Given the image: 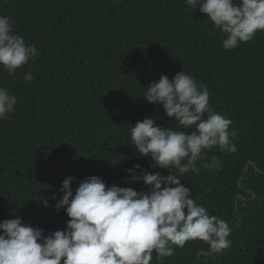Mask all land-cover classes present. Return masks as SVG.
Listing matches in <instances>:
<instances>
[{
	"label": "trees",
	"instance_id": "obj_1",
	"mask_svg": "<svg viewBox=\"0 0 264 264\" xmlns=\"http://www.w3.org/2000/svg\"><path fill=\"white\" fill-rule=\"evenodd\" d=\"M0 15L39 52L12 75L0 66V86L17 97L0 119V221L19 216L48 235L69 219L52 199L67 176L75 177V192L92 175L146 191L129 180L126 170L136 164L168 175L149 168L127 129L146 117L178 127L141 95L161 74L171 79L184 70L207 86L210 106L237 130L235 153L206 150L199 174L181 179L198 204L228 222L232 243L210 253L190 240L173 246L163 264H264V32L225 50L226 34L185 0H0ZM28 71L34 78L24 81ZM212 157L219 171L202 166ZM150 264H160L155 252Z\"/></svg>",
	"mask_w": 264,
	"mask_h": 264
},
{
	"label": "clouds",
	"instance_id": "obj_2",
	"mask_svg": "<svg viewBox=\"0 0 264 264\" xmlns=\"http://www.w3.org/2000/svg\"><path fill=\"white\" fill-rule=\"evenodd\" d=\"M185 2L191 9L199 8L214 29L226 34L225 50L264 32V0ZM38 55L35 45L16 34L10 17L0 15V66L12 75ZM33 78L30 71L23 75L24 81ZM141 96L162 105L178 127H162L146 117L127 129L128 142L139 155L151 159L149 168L167 169L169 174L144 170L139 164L127 169L130 182L142 181L146 191L109 186L92 175L80 180L73 192L75 177L67 176L60 197L52 196L57 200L54 209H64L69 217L65 229L43 235V229L25 224L19 216L0 221V264H150L153 252L163 264L175 247L183 248L190 240L203 241L210 253L231 247L228 222L198 204L181 179L189 171L199 174L197 162L206 150L237 151L232 120L210 106L207 86L184 70L171 79L161 74ZM16 104V95L0 86V119L7 118ZM202 166L219 171L220 160L212 157ZM43 205L49 206V200L44 199Z\"/></svg>",
	"mask_w": 264,
	"mask_h": 264
},
{
	"label": "water",
	"instance_id": "obj_3",
	"mask_svg": "<svg viewBox=\"0 0 264 264\" xmlns=\"http://www.w3.org/2000/svg\"><path fill=\"white\" fill-rule=\"evenodd\" d=\"M248 165V164H247ZM247 165H246V171H247ZM241 180H242V178L239 180V184H241ZM255 197V196H254ZM205 254H208V253H205Z\"/></svg>",
	"mask_w": 264,
	"mask_h": 264
}]
</instances>
